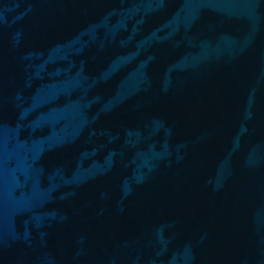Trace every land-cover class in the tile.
Returning a JSON list of instances; mask_svg holds the SVG:
<instances>
[{"label":"water","instance_id":"water-1","mask_svg":"<svg viewBox=\"0 0 264 264\" xmlns=\"http://www.w3.org/2000/svg\"><path fill=\"white\" fill-rule=\"evenodd\" d=\"M0 264H264V0H0Z\"/></svg>","mask_w":264,"mask_h":264}]
</instances>
